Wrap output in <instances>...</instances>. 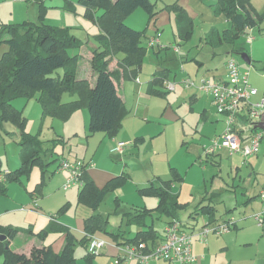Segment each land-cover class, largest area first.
Segmentation results:
<instances>
[{
	"label": "rangeland",
	"instance_id": "1",
	"mask_svg": "<svg viewBox=\"0 0 264 264\" xmlns=\"http://www.w3.org/2000/svg\"><path fill=\"white\" fill-rule=\"evenodd\" d=\"M151 1L156 5L157 17L160 16L158 19L151 20L143 9H137L125 19L129 27L144 32L142 42L148 49L142 70L136 78L127 75L120 82L119 90L127 114L122 118L121 129L113 136L90 132V116L85 106L80 107L74 117L67 121L43 116L38 95L18 97L13 101L14 107L22 111L27 119L23 131L31 135L40 134L43 141L63 136L69 147L58 145L55 151L71 162L76 159L86 160L87 163L92 161L97 171L110 169L117 176L124 173L131 175V179L116 186L96 211L88 201L81 202L80 188L64 189L65 174L54 173L58 162L52 164L48 169L49 174L45 176L41 166L34 164L30 173L20 181L8 182L4 179L5 171H15L21 166V146L17 142L21 129L14 123H6L5 129H0V181L4 179L3 184L7 187V193L0 194V224L15 229H32L38 234L51 225L50 218L54 216L55 224L69 229L74 235V256L79 264H117L118 254L122 255L121 258L124 256L123 249H119L112 236L100 231L95 233L94 238L103 240L105 247L102 254L88 259L86 247L82 244L85 220L96 212L108 219V229L133 236L137 227L128 223V212L137 207L153 209L158 204V199L143 197L139 190L150 185L152 180H172L174 168L184 179L183 183L172 186L180 200L187 201L192 195L207 192L220 195L213 200L218 209L215 216L217 222L205 227L208 218L203 215L193 217L195 220L192 218L189 224H195L196 228L187 229L189 233L196 236L204 228L214 229L217 224L224 226L227 222L237 223L240 227L224 236L210 234L211 258H207L204 264H264V225L258 226L255 220L257 215L264 212V202L259 199L264 188V142L259 153L247 159L248 165H243L245 158L241 154L230 156L226 148L220 149V167L207 163L205 146L222 135L226 124L218 114L211 95L184 85L186 80L199 85L207 77L216 81L226 80L227 61L233 57L241 71L249 73L251 85L260 95L264 94V0H251L256 15L261 18L259 28L250 33L254 39L250 41L249 35H244L235 44H225L219 48L204 42L212 29L224 32L230 28L226 17L215 13L217 0H195L192 6L194 12L191 11L193 15L190 16L192 35L187 40L178 37L177 19L168 7L173 0ZM43 2L42 8L34 0H0V31L4 27L20 26L25 21L69 29L82 41L81 48L69 50L71 56L79 55L82 58L79 78L88 79L94 84L96 78L90 59L92 51L99 46L96 39L100 33L98 26L85 17L86 9L79 0ZM158 29L160 37L157 35ZM154 37L160 40V45L151 47L149 42ZM8 50L5 43H0V59ZM244 53L251 58V64L242 59ZM122 57L123 54H120L119 58ZM195 60L203 65H198ZM120 65L115 59L111 67L118 69ZM162 69H168L166 87L172 84L175 88H166L167 94L163 96L150 95L147 92L148 83L152 75ZM59 72L63 73V69ZM195 93L198 99L192 103ZM75 98L66 93L63 102ZM119 143L127 144L123 156L111 154V149ZM48 145L50 147L49 143L45 147ZM237 167L240 169L236 173ZM32 193H36L34 198ZM117 200L120 206H117ZM35 201L37 210H33ZM181 216L182 221L187 223L189 216L185 213ZM168 221L167 216L149 219L159 233L163 232ZM61 238L65 243L64 234L50 232L43 239L38 238L37 244L43 243L56 251L55 245ZM17 241L15 248L30 251V239L23 233L19 234ZM110 250H114L116 255L111 254ZM2 262L0 258V264Z\"/></svg>",
	"mask_w": 264,
	"mask_h": 264
},
{
	"label": "trees",
	"instance_id": "2",
	"mask_svg": "<svg viewBox=\"0 0 264 264\" xmlns=\"http://www.w3.org/2000/svg\"><path fill=\"white\" fill-rule=\"evenodd\" d=\"M34 1L43 8V0ZM79 3L86 9L85 17L94 22L100 30L96 37L99 46L92 51L90 59L96 78L94 84L88 79L79 78L82 58L79 55L71 56L69 50L81 48L82 41L69 29L51 27L43 22L25 21L20 26H8L0 31V43H5L9 49L0 59V129L4 130L6 123H14L21 129L19 138L17 136V142L21 146V166L15 171H5L4 179L8 182L20 181L25 174L30 173L34 164L41 166L45 176L49 174L48 169L52 164L57 162L60 164L66 158L55 151L58 145L67 147L63 136L43 141L40 134L31 135L23 131L27 119L22 111L13 105V101L18 97L38 95L43 107V116L48 115L67 121L71 120L80 107L85 106L89 111L91 133L102 132L113 136L122 127L121 122L124 114H127V107L119 85L123 77L129 75L135 79L141 72L144 55L148 49L142 42L144 32L129 27L125 19L137 9H143L150 19L154 20L158 15L156 5L151 0H79ZM168 7L176 16L178 37L187 40L192 35L191 17L180 5V0H173ZM215 13L225 16L230 28L224 32L214 28L206 35L204 42L213 48L235 44L242 36L250 35V29L259 28L261 20L260 16L256 15L251 0H218ZM120 54H123L122 59L119 58ZM115 59L121 64L118 69L111 68ZM249 59L251 60L250 57ZM195 61L198 65H203L198 60ZM60 69H63V73L59 72ZM167 71L168 69H162L152 75L147 88L150 95L167 94L165 91L168 88ZM66 93L76 98L63 102ZM48 143L50 147L48 145L49 148H46L45 145ZM215 154L206 155V162L219 166L213 159ZM83 162L80 174L83 186L80 188L79 198L81 202L88 201L94 211L98 210L116 186L131 179V175L124 173L112 178L103 188H99L88 175L89 164ZM59 164L57 171L60 168ZM4 179L0 181L2 195L7 193V187L3 184ZM183 180L182 175L173 168L172 180H152L150 185L139 190L143 197L158 199V204L153 209L137 207L128 212V223L137 227L133 236L108 229V219L96 212L87 218L82 244L86 247L88 259L97 256L89 252V245L97 231L112 236L122 249L127 245L138 246L144 243L149 247L157 243L162 233L154 228L153 223H149L153 216L159 218L167 216L169 221L166 225L173 220H179L185 229H195V224H189L191 219L203 215L211 219L205 227L212 225L218 210L213 204V198L204 197V200L196 205L182 203L179 194L173 192L172 186L174 183H183ZM35 195L36 193H32L33 198ZM209 200H212V203ZM116 202L117 206H120V202L118 200ZM37 209L38 204L35 201L33 210ZM184 213L189 216L187 223L182 221L181 215ZM50 219L51 225L38 234L32 229H15L0 224V258L3 259L1 264H79L74 256L76 241L74 235L69 229L55 224L56 217L51 216ZM226 225L231 231L237 228L236 223L227 222ZM50 232L65 235V243L60 252L47 246L34 247L28 256L12 249V242L21 233L43 239ZM1 237H5V240L2 241Z\"/></svg>",
	"mask_w": 264,
	"mask_h": 264
},
{
	"label": "built area",
	"instance_id": "3",
	"mask_svg": "<svg viewBox=\"0 0 264 264\" xmlns=\"http://www.w3.org/2000/svg\"><path fill=\"white\" fill-rule=\"evenodd\" d=\"M252 32L253 30L250 29V33ZM157 35L160 37L159 33ZM253 39L252 35H249V40ZM156 45H160V40L154 37L150 40L149 46ZM227 67V81H216L207 77L199 85L190 80H186L184 85L211 95L217 112L224 117L226 129L209 146H205L206 155H213L221 148H226L230 155L241 154L245 158L243 165H247V159L257 155L264 142V129L258 127L261 123L264 124V94L260 99L255 100L259 91L251 85L249 73L242 72L234 59L227 61ZM174 88L172 84L168 86V89ZM126 147L127 144L119 143L111 149V154L123 156ZM83 163L80 160L71 162L66 158L60 162L59 171L67 174L65 190L83 186L80 175ZM259 199L264 202V188L259 194ZM255 220L258 226H263L264 212L257 215ZM230 230L227 225L217 226L214 229L204 228L203 232L195 236L189 233L179 220H173L165 225L162 236L154 245L147 247V244L142 243L138 246L127 245L122 248L124 259L122 258L117 264H149L155 261H164L168 264H193L196 260L193 255L195 237L205 241L211 233L223 235L230 233ZM104 247L103 240L93 238L89 252L100 255Z\"/></svg>",
	"mask_w": 264,
	"mask_h": 264
},
{
	"label": "crops",
	"instance_id": "4",
	"mask_svg": "<svg viewBox=\"0 0 264 264\" xmlns=\"http://www.w3.org/2000/svg\"><path fill=\"white\" fill-rule=\"evenodd\" d=\"M216 1V0H214ZM218 1V0H217ZM193 4H195V0H180V5L188 12L189 16L193 15ZM191 11H193L191 13ZM160 17V16H158ZM157 17V19H158ZM170 21H171V18H170ZM159 32V29L157 30ZM100 32V30H99ZM112 68V67H111ZM219 80H223V79H219ZM91 82V81H90ZM92 84V82H91ZM121 93V92H120ZM122 96V94H121ZM262 95H259L255 98L256 100L260 99ZM123 98V96H122ZM124 99V98H123ZM198 97H197V93H195L191 99L192 103L197 101ZM74 117V116H73ZM72 117V118H73ZM71 118V119H72ZM74 131H76V129H74ZM69 147V146H67ZM49 148V147H47ZM70 151V150H69ZM222 151L219 150L216 154H215V157H213V159L219 163V167L221 166V157H222ZM229 152V151H228ZM230 155V153H229ZM231 156V155H230ZM67 158V157H66ZM78 160V159H76ZM84 160V159H83ZM86 162V160H84ZM87 163V162H86ZM89 168H88V175L92 178V180H94L95 184L99 187V188H103L112 178L116 177L117 174L114 172V171H111L110 169H105L103 171H97L95 170V167L96 165L90 161L89 163ZM248 165V164H247ZM214 166H217V165H214ZM57 166H56V169H55V173L57 172H60V171H57ZM240 168L237 167L235 168L236 170V173H237V170H239ZM65 174V181H66V178H67V174L65 172H62ZM219 194H214V193H209L207 192V194H198V195H192L190 198H187L186 200L187 201H182L180 200L182 203H189V204H192V205H196L200 202H202L204 200V197H206V199H210L211 197L213 198V200L216 198H219ZM209 202L212 203V200ZM214 204V202H213ZM198 217V216H197ZM196 217V218H197ZM208 218V217H206ZM195 220V219H194ZM208 220L210 221L211 219L208 218ZM208 220H206V222H208ZM50 221H52V219H50ZM214 223L212 225H214L217 221L212 220ZM56 222V220L54 221V223ZM209 223V222H208ZM207 223V224H208ZM237 225V228L236 230L240 229V227L238 226V224L236 223ZM217 226H222L220 224H217ZM261 228L258 227V231L261 232L260 230ZM236 230H233V231H236ZM262 231L264 233V228L262 227ZM229 233H226L225 235H227ZM25 237H27L28 239H30L29 241V248H30V251H23L24 248H15L17 245H18V241L17 239L19 238V236L16 238L15 241L12 242L11 246H12V249H14V251L16 252H21V253H26L28 256L31 254V251L34 247L36 248H40V247H44L45 245L42 244H37V242L39 241L38 238H36L35 236H27L24 234ZM224 236V235H223ZM36 240V241H33L32 239ZM208 239H209V243H208ZM17 241V242H16ZM196 242V243H195ZM64 246V240L61 238L59 239V241L57 242V244L55 245V250L56 252H60V249L63 248ZM25 247H27V244L25 245ZM48 247V246H47ZM121 249V248H119ZM121 251V250H120ZM30 252V253H29ZM110 253L111 254H114L116 255V252L114 250H110ZM102 254V253H101ZM113 255V256H114ZM193 255L195 257V262L193 264H204V262L206 261L207 258H211V244H210V234L208 235L207 237V241L205 242H201L197 237H195L193 239ZM121 254L119 253L118 254V262L121 261V259L123 258L124 259V256L121 258ZM151 263H154V264H168L167 262H164V261H155V262H151ZM149 263V264H151ZM132 264V263H131Z\"/></svg>",
	"mask_w": 264,
	"mask_h": 264
},
{
	"label": "water",
	"instance_id": "5",
	"mask_svg": "<svg viewBox=\"0 0 264 264\" xmlns=\"http://www.w3.org/2000/svg\"><path fill=\"white\" fill-rule=\"evenodd\" d=\"M241 56H242V59H243L245 62H247L248 64H251V60L249 59V56H248L247 54L244 53V54H242ZM258 127L261 128V129H264V124L261 123ZM1 240H2V241L5 240V237H1Z\"/></svg>",
	"mask_w": 264,
	"mask_h": 264
}]
</instances>
